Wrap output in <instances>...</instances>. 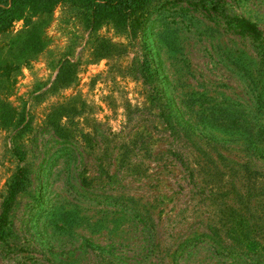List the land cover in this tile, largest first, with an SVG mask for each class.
I'll use <instances>...</instances> for the list:
<instances>
[{
  "label": "rangeland",
  "instance_id": "rangeland-1",
  "mask_svg": "<svg viewBox=\"0 0 264 264\" xmlns=\"http://www.w3.org/2000/svg\"><path fill=\"white\" fill-rule=\"evenodd\" d=\"M222 1L261 39L172 0H156L134 37L108 25L90 31L64 4L54 8L45 49L0 90L14 111V128L0 127V203L16 168L26 170L0 264H259L264 161L245 149V135L206 123L218 109L264 136V0ZM100 40L112 50L96 59ZM144 57L163 91L156 101L134 71ZM65 59L74 82L50 90ZM227 210L255 226L247 239L226 235ZM239 242V258L220 249Z\"/></svg>",
  "mask_w": 264,
  "mask_h": 264
},
{
  "label": "trees",
  "instance_id": "trees-1",
  "mask_svg": "<svg viewBox=\"0 0 264 264\" xmlns=\"http://www.w3.org/2000/svg\"><path fill=\"white\" fill-rule=\"evenodd\" d=\"M156 0H0V90H8L13 85L15 77L18 74L20 67L33 60L46 47L44 29L47 27L50 15L54 8L59 4H64L71 10L74 17L78 18L86 28L96 30L103 25L110 26L115 32H128L131 37L137 35V32L143 27V23L147 15L151 13L152 7ZM222 0H172V3H184L194 10H200L207 14H213L215 17L224 21L231 31L243 38H247L252 42L261 39V32L257 26L237 15H229L225 12ZM17 22L21 23L20 29L15 33H11L13 25ZM112 50V46L105 41L100 40L93 46L92 55L96 59L107 57ZM135 70L141 82L149 85L155 90L157 98L154 101L164 97L163 91L159 90V79L157 72L152 68L151 62L147 57L135 64ZM75 65L69 63L68 60H63L59 63L55 75V79L51 84V89L56 86L67 87L75 79ZM1 93V91H0ZM70 110V108H69ZM68 109L60 108L62 114L68 117ZM72 110V109H71ZM13 110L9 104L0 99V127L14 128L11 124L13 119ZM240 117V116H239ZM230 116L218 115V109H215V123H206L208 126L215 127L218 132L228 130L231 133L245 135V149L250 150L253 154L258 155V158L264 161V136L262 128H253L248 122L240 119L229 120ZM230 121V122H229ZM51 127L54 133L61 138H67L66 132L61 131L59 124L50 122L47 124ZM225 133V132H224ZM13 155L18 162L22 158L18 155L16 149L12 150ZM220 160L225 161L223 158ZM228 162V161H227ZM229 163V162H228ZM242 170L245 173H254L246 168V164H242ZM26 170L20 166L16 168L11 176L5 190L4 197L0 203V243L7 242L12 237V222L10 212L14 205L17 195L24 187ZM238 211L227 210L221 214L228 220H232L231 228L225 231L226 235L232 241L235 238L247 239L250 234L248 225L250 219L246 215L236 214ZM264 232V223H263ZM209 230L213 232L215 237H218V231L214 227ZM242 245L222 246V252H225L229 257L239 258L241 252H234V248ZM249 242V251H253L254 247ZM240 251V250H238ZM257 255L259 264H264V254Z\"/></svg>",
  "mask_w": 264,
  "mask_h": 264
}]
</instances>
